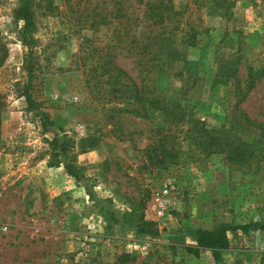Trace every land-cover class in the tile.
<instances>
[{
    "label": "rangeland",
    "instance_id": "1",
    "mask_svg": "<svg viewBox=\"0 0 264 264\" xmlns=\"http://www.w3.org/2000/svg\"><path fill=\"white\" fill-rule=\"evenodd\" d=\"M36 1L27 45L15 16L21 0H0V264H261L262 234L229 232L231 250L219 261L210 249L188 253L173 238L196 227L264 223V0H172L181 26L199 32L180 75L144 76L186 110L175 132L178 157L167 167L147 164L158 137L153 120L111 117L102 64L139 77L134 58L115 46L116 20L102 22L107 0ZM29 52L37 110L22 91ZM197 115L220 128L223 142L241 139L255 154L238 163L228 145L204 150L189 141ZM56 134L69 143L64 157L48 140ZM69 159L84 181L67 173ZM145 198L137 212L153 221V233L121 218ZM133 241L146 252L126 251Z\"/></svg>",
    "mask_w": 264,
    "mask_h": 264
},
{
    "label": "trees",
    "instance_id": "2",
    "mask_svg": "<svg viewBox=\"0 0 264 264\" xmlns=\"http://www.w3.org/2000/svg\"><path fill=\"white\" fill-rule=\"evenodd\" d=\"M109 3L113 6L109 7ZM36 5V0H21L15 11L16 18L23 20L20 33L27 45L33 40V32L36 29L34 17V6ZM102 10V22L116 20L118 29L115 46H118L121 52L134 58L137 77H139L137 79L130 75L120 64L111 62L108 66L102 64L101 76L105 75L106 83H110L107 91L113 94L110 98V101H113L111 117H115V112H123L139 118L143 117L149 121L153 120L154 134H158V137L157 141L151 145L150 152L147 153V164L167 167L169 163L173 164L178 157L175 132L179 129L178 125L185 122L186 110L180 102L173 101L175 97L169 98L167 93L149 85L144 80V76L147 73H157L163 76L180 75L181 70L178 65L188 54V47L197 42L199 30L191 24L187 28L181 26L182 12L176 9L172 0H107ZM31 54L32 52H29L24 56L27 78L22 91L26 97L27 106L31 110H37L38 102L34 99L32 92ZM39 114L43 118L44 129L48 124L47 113L40 111ZM191 120L192 123L185 137L198 147L208 150L228 145L230 157L238 160V163L249 160L255 154V151L250 148L244 149V141L241 139L223 142L220 137V128L206 126L207 123L198 115ZM48 140L55 150V157H64L69 151V143L65 138L56 134ZM61 161L62 159H56L57 163ZM64 166L67 173L72 175L76 181L85 180L84 175L71 159L66 160ZM86 187L88 193L93 196L91 187ZM145 201L146 198L139 201L134 209L123 212L121 218L123 223L135 226L140 233L143 231L153 233L157 231L154 226L152 227L153 221L144 217L142 219V214L137 212ZM258 228L264 229V223L251 221L238 226L196 227L189 229L187 233L180 231V234L173 238V242L184 246L188 253L198 254L202 249H210L212 256L219 261L224 253L231 250L232 244L228 232L242 229L244 234L254 235ZM187 236L194 237L195 242L188 243ZM244 250L248 251V248ZM263 262L261 257V264ZM233 264H241V259L235 260Z\"/></svg>",
    "mask_w": 264,
    "mask_h": 264
},
{
    "label": "built area",
    "instance_id": "3",
    "mask_svg": "<svg viewBox=\"0 0 264 264\" xmlns=\"http://www.w3.org/2000/svg\"><path fill=\"white\" fill-rule=\"evenodd\" d=\"M156 199H157V201H156L157 211H158V213L162 214L165 210V203H164L165 200L160 196H158ZM255 234H256L255 237L258 240H260V238H259L260 234H262L263 235L262 237L264 238V229L258 228L257 230H255L254 235ZM263 243H264V241H263ZM143 250L146 252V248H144V246H142V244L138 241L129 242L127 244L126 251H128V252L143 251Z\"/></svg>",
    "mask_w": 264,
    "mask_h": 264
},
{
    "label": "crops",
    "instance_id": "4",
    "mask_svg": "<svg viewBox=\"0 0 264 264\" xmlns=\"http://www.w3.org/2000/svg\"><path fill=\"white\" fill-rule=\"evenodd\" d=\"M63 174H64V173H63ZM65 175H67V174H65ZM67 176H68V175H67ZM63 181L65 182V180H63ZM61 182H62V181H61ZM70 186H72V185H70ZM74 186H75V185H74ZM76 187H77V185H76ZM228 233H229V232H228ZM94 235H96V234H94ZM94 235H91V236L93 237ZM228 235H229V234H228ZM188 238L190 239V242H188V240H187ZM187 239H186V240H187L188 243L195 242L194 237L187 236ZM72 242H73V241H72ZM72 242H71V243H72ZM260 254H262V253H259V255H260ZM193 255H194V254H193ZM187 261L190 262L189 264H192V263L196 264V261H195V259H193V258H192V259H191V258H187Z\"/></svg>",
    "mask_w": 264,
    "mask_h": 264
}]
</instances>
